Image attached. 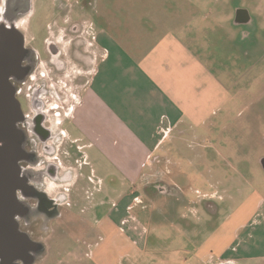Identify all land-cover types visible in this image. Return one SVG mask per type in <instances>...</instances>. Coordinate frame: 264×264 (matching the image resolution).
I'll return each mask as SVG.
<instances>
[{
    "label": "rangeland",
    "instance_id": "rangeland-1",
    "mask_svg": "<svg viewBox=\"0 0 264 264\" xmlns=\"http://www.w3.org/2000/svg\"><path fill=\"white\" fill-rule=\"evenodd\" d=\"M77 1L27 0V10L18 23L25 43L34 48L39 57L37 68L30 74L36 76V84L52 87L58 93H52L53 96L44 100L45 113L57 122L62 138L58 137L56 153L52 158L39 150L29 154L34 161L29 163L22 151L19 162H25L20 168V190L23 189L24 199L18 202L20 209L17 214L33 207L26 206L27 190H33L28 179L31 178V183L32 177L36 176L37 179L47 163L54 165L55 162L60 168L56 173L58 178L63 173L62 169H68L71 176L62 185H57L58 181L42 175L41 180L48 194L56 197L62 193L65 199L60 208H63V217L52 225L48 224L49 229L44 233H35V240H39L43 247L42 259L36 264L225 263L213 254H205L201 261L198 260L201 256L198 248L218 227L226 235L227 241H232L235 234L231 236V228H235L236 223L238 226L239 223L244 224L243 229H237V246L240 243L248 245L250 238L256 239L258 233L264 232V169L260 163L264 158V0H192L196 11L201 12L196 16L200 18L193 23L199 28L198 23L202 22H209L207 27L213 28L216 22L212 21L216 20L215 16L223 4L232 9V26L228 28L234 32L233 35H240L237 49H241L242 57L227 52L226 55L221 54L224 56L222 60H208L204 53L198 54L194 50L208 62L207 68L231 99L224 106L218 107L214 103L205 106V113L209 114L207 119L195 123L194 132L179 138L177 147L165 146L166 150L171 151L166 155L169 161L162 164V174L172 181V185L167 186L168 191L163 193L168 196L156 194L152 185L142 187L137 184V194L146 199L122 202L117 212L112 210V201H119L117 195L122 186L113 178L117 173L108 167L110 154L95 148L82 149L79 137H83V133L77 132L71 123L66 122L78 101L82 81L77 76H80L83 66L75 65L68 57L66 59L64 42V71H54L47 61L48 56H45L47 38L54 35L53 38L59 41L57 30L63 24L59 10L65 4L70 7L72 23L88 20L110 32L111 23L103 24L95 15L97 13L106 18L105 10H97L95 14L92 11L89 15L91 0H83L81 4H77ZM111 1L99 0L98 8ZM110 5L114 8L117 6L115 3ZM137 17L149 18L146 13L137 14ZM120 19L115 17L116 26L120 30L128 29L122 15ZM224 32L221 31L222 34ZM195 44L193 48L198 50L197 46H201V43ZM25 82L21 86L22 92H27L33 85L30 79ZM212 91L218 90L212 87ZM223 99L219 101L223 102ZM31 114L32 109L28 105V110L22 112V116ZM23 140L22 132L20 146H23ZM193 149L198 154L196 158H199L191 162ZM204 155L208 158L204 159ZM76 173L78 185L74 186L72 183ZM40 184L38 188L43 191L44 187ZM156 196L165 198V201H157L155 209L156 203L149 200H154ZM125 204L130 205L129 209H125ZM147 211L151 215V222L146 223L144 218ZM236 258L237 264L257 263L240 256Z\"/></svg>",
    "mask_w": 264,
    "mask_h": 264
},
{
    "label": "crops",
    "instance_id": "crops-1",
    "mask_svg": "<svg viewBox=\"0 0 264 264\" xmlns=\"http://www.w3.org/2000/svg\"><path fill=\"white\" fill-rule=\"evenodd\" d=\"M98 2L91 0L87 13L105 10L106 18L95 15L103 24L111 23L110 32L86 20L78 22L80 30L70 33L67 26L72 21L68 4H65L68 13L61 15L63 24L57 31L58 39L64 42L66 59L71 58L68 43L74 38H81V52L89 53V67L83 62L80 69L82 82L78 101L66 122L83 133V137H79L82 149L95 148L110 154L108 167L117 173L113 178L122 186L117 195L119 201H112V210L117 212L122 202L145 198L137 194V184L152 185L156 194L166 193L172 181L162 174V164L169 161L166 155L171 154L165 146L177 147L179 138L193 133L195 123H202L209 116L205 106L211 103L224 106L231 99L207 68L208 62L198 54L204 53L208 60L219 61L224 57L221 54L228 52L242 57V51L237 49L240 35H233L228 28L232 26L233 13L225 4L219 7L216 20L212 21L216 22L213 28L207 27L209 22L198 23L199 28L193 23L201 12L196 11L192 0H112L99 8ZM113 3L117 5L115 8L110 5ZM141 13H146L150 19H138L137 14ZM120 15L126 20V30L116 26L115 17L121 21ZM195 43H201L198 50L193 48ZM212 87L218 91H212ZM221 98L223 102L219 101ZM160 152L163 156L158 155ZM191 154L192 162L198 154L195 149ZM77 176L78 173L72 183L74 186L78 185ZM112 192L115 194L114 188ZM149 201L156 203V209L157 201H165V198L156 196ZM129 207L125 204V209ZM146 213V223L151 222L150 213ZM236 224L230 230L231 236L235 234L232 241H227L220 227L212 232L198 248L201 255L198 260L205 254H213L221 260L240 256L264 264V232L258 233L256 239L250 238L248 245L237 246V229H243L244 224Z\"/></svg>",
    "mask_w": 264,
    "mask_h": 264
},
{
    "label": "flooded vegetation",
    "instance_id": "flooded-vegetation-1",
    "mask_svg": "<svg viewBox=\"0 0 264 264\" xmlns=\"http://www.w3.org/2000/svg\"><path fill=\"white\" fill-rule=\"evenodd\" d=\"M82 1L83 0H78L77 4H81ZM27 7V0H1L0 55L5 54V56L10 57L11 59H16L14 62V70L9 78V85L19 106L20 114L16 127L24 133L23 146L19 147H21V151L27 155L26 157L28 158V162L32 163L34 161L31 159L29 154H33L39 150L52 158V155L56 153L55 145L59 141L58 137L62 138V136L60 135L61 130H59L58 125H56L57 122L51 120V118L45 113L46 104L44 100L49 96H53V94L58 95V93L52 87L48 88L44 84H36V76L30 74L37 68L39 57L35 49L25 43L24 37L19 31L18 23L20 18L25 14ZM67 13V7H62L59 10V14L62 16ZM80 28L81 26L79 23L71 22L67 26V30L70 33H76V31L80 30ZM18 34L22 37L24 46V49L21 51L18 50L20 40ZM62 38L64 39V36ZM62 43L63 41L60 42V40L58 41L54 38H47L44 46L45 56H48V63H50L54 71L58 73L66 69V63L62 59ZM68 44L70 47V59L72 62L75 65L80 66H82V63L84 62L87 65L86 67H89V53L86 54L81 52L82 39L74 38L69 41ZM77 78L79 80L82 79L81 76H77ZM28 79H30L33 85L29 87L27 92H22L21 86L24 85L26 83L25 81ZM28 105L32 109V114L24 115L23 117L22 112L28 110ZM7 144L8 142L6 141L1 144V146H5ZM23 162L25 161L18 162L19 168H22ZM47 164L48 165H46L45 170H42L41 174L39 172L40 175L39 177L37 176V179L35 178L36 176L32 177V183L30 182L31 178L28 179L33 190H30V192L27 190L28 199H26V206L28 208L31 206L33 207L28 209L26 212L21 211L19 214L14 216V222L17 224L18 231H22L23 234L27 235H25V237L30 244L16 258L10 260L0 258V264H36V262L42 259L40 257L43 252V247L40 245L41 242L39 240H35V233H44V231L49 229L48 224L52 225L54 221L58 219L60 220L63 217V208L62 210L60 208L63 206L62 202L65 199V196L62 193L58 194L56 197L50 196L46 191L41 178L44 175H48L50 179L58 181L59 184L57 185H62V183L68 181L71 176L69 171H67L68 169H62L63 173L60 178H58L59 176H57L56 173L59 172L60 168L56 166L55 162L54 165L53 163ZM39 184L43 185V191L39 190ZM21 191H23V189L20 190V188H18L15 192L18 202L21 199H24ZM101 245H103V243ZM221 262H225L221 264H237L236 259L221 260Z\"/></svg>",
    "mask_w": 264,
    "mask_h": 264
},
{
    "label": "water",
    "instance_id": "water-1",
    "mask_svg": "<svg viewBox=\"0 0 264 264\" xmlns=\"http://www.w3.org/2000/svg\"><path fill=\"white\" fill-rule=\"evenodd\" d=\"M18 50H23L22 37ZM15 60L0 55V258L13 259L28 247L30 242L22 235L14 222L20 206L15 192L22 186L18 162L22 151V132L16 127L19 106L9 85ZM7 145L1 146L4 142ZM264 169V158L260 160Z\"/></svg>",
    "mask_w": 264,
    "mask_h": 264
}]
</instances>
